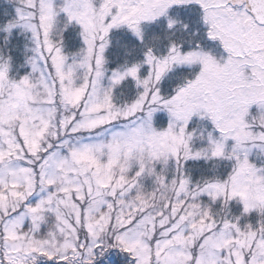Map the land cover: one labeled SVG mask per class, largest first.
I'll list each match as a JSON object with an SVG mask.
<instances>
[{
  "label": "snow or ice",
  "instance_id": "obj_1",
  "mask_svg": "<svg viewBox=\"0 0 264 264\" xmlns=\"http://www.w3.org/2000/svg\"><path fill=\"white\" fill-rule=\"evenodd\" d=\"M0 264H264V0H7Z\"/></svg>",
  "mask_w": 264,
  "mask_h": 264
},
{
  "label": "trees",
  "instance_id": "obj_2",
  "mask_svg": "<svg viewBox=\"0 0 264 264\" xmlns=\"http://www.w3.org/2000/svg\"><path fill=\"white\" fill-rule=\"evenodd\" d=\"M4 9H11V5L7 3V0H0V12H2ZM2 37L3 33H0V43H2Z\"/></svg>",
  "mask_w": 264,
  "mask_h": 264
}]
</instances>
